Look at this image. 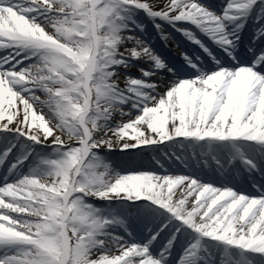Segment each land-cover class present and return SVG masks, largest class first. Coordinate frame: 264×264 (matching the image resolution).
Returning a JSON list of instances; mask_svg holds the SVG:
<instances>
[{"label":"snow or ice","instance_id":"1","mask_svg":"<svg viewBox=\"0 0 264 264\" xmlns=\"http://www.w3.org/2000/svg\"><path fill=\"white\" fill-rule=\"evenodd\" d=\"M0 264H264V0H0Z\"/></svg>","mask_w":264,"mask_h":264}]
</instances>
